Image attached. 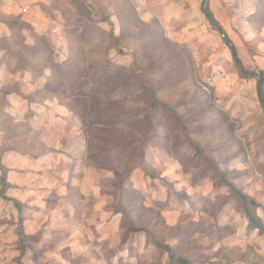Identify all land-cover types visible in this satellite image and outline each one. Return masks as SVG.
Segmentation results:
<instances>
[{"label": "rangeland", "instance_id": "rangeland-1", "mask_svg": "<svg viewBox=\"0 0 264 264\" xmlns=\"http://www.w3.org/2000/svg\"><path fill=\"white\" fill-rule=\"evenodd\" d=\"M200 2L0 0V264H264V111ZM208 5L244 68L264 71V0ZM159 29L163 59L162 37L139 38ZM133 55L152 87L130 95L127 116L152 128L121 180L124 140L83 133L44 88L83 61L131 68Z\"/></svg>", "mask_w": 264, "mask_h": 264}, {"label": "trees", "instance_id": "trees-1", "mask_svg": "<svg viewBox=\"0 0 264 264\" xmlns=\"http://www.w3.org/2000/svg\"><path fill=\"white\" fill-rule=\"evenodd\" d=\"M200 9L203 13L205 19L208 21L209 25L220 32L223 35V41L227 48L229 49L230 55L232 57L235 68L238 73L243 77H253L256 80L255 92L257 100L264 111V71L263 70H247L242 65L235 45L233 42L224 35L222 26L218 23L214 17L212 11L209 8L208 0H201ZM149 24L140 21L138 17H134L133 27H148ZM161 34V35H160ZM150 37V42L148 45L152 44L155 47L154 42L158 41L162 37V43H169L166 39L163 40V33L161 29L155 32H142L139 38ZM152 37H154L152 39ZM118 39V38H117ZM167 46L161 47L160 58L168 57L166 52ZM133 64L130 67H124L122 65L114 64L108 59L104 60V64L101 65V70L90 72L89 68L91 66L86 65L84 61L81 66L77 67V72L75 76L71 77H53L56 82L54 86L47 84L44 89L48 93L53 94V96H62L66 99V107L71 110L75 115L78 116L81 123V130L85 133L86 128L93 127L97 133H113L118 134L117 138H122L123 144L121 147V152L126 154L124 161L117 162V166H111L116 177L125 176L129 173L132 168L137 166L141 167L144 162V148H143V138L141 136H150V129L152 128L149 117L146 114L145 125L147 131L142 132L138 129L136 124L143 122V120H131L127 115L126 103L130 98L132 93H136L142 84L143 87L149 86L151 89L152 82L149 83V79L144 78L143 72L145 70L151 69V66L144 64L143 60L136 55H133ZM66 64L63 66L57 65L53 70L51 76L54 72H58L65 68ZM137 74L142 77V81H137ZM136 76V77H134ZM135 78V81H134ZM59 79V80H57ZM150 84V85H148ZM43 91V90H42ZM140 92L137 93L139 95ZM155 91L152 89L151 95H149V100L151 101V96L154 97ZM145 102V101H144ZM92 114H96V119L91 122H87V117ZM122 116V118H120ZM137 130V137H135ZM154 133V132H152ZM139 138L140 146L136 145L134 141ZM121 164V166H120ZM241 199H246V196L242 193H238ZM128 201V197H122L120 200L121 213H126L127 208H124ZM17 206V204H15ZM247 219L252 223L253 227L256 229L262 228V224L257 221V218L246 212ZM131 230H139L141 228H136L130 226ZM23 239V237H21ZM164 250L167 251L168 257L173 259L174 251L169 246H163ZM178 262L181 264H187L186 260L178 257Z\"/></svg>", "mask_w": 264, "mask_h": 264}, {"label": "built area", "instance_id": "built-area-1", "mask_svg": "<svg viewBox=\"0 0 264 264\" xmlns=\"http://www.w3.org/2000/svg\"><path fill=\"white\" fill-rule=\"evenodd\" d=\"M219 264H224V263H219Z\"/></svg>", "mask_w": 264, "mask_h": 264}]
</instances>
